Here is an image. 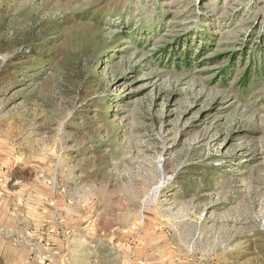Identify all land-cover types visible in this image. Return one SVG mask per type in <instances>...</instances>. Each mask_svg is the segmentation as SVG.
<instances>
[{
  "label": "rangeland",
  "instance_id": "obj_1",
  "mask_svg": "<svg viewBox=\"0 0 264 264\" xmlns=\"http://www.w3.org/2000/svg\"><path fill=\"white\" fill-rule=\"evenodd\" d=\"M0 264H264V0H0Z\"/></svg>",
  "mask_w": 264,
  "mask_h": 264
}]
</instances>
